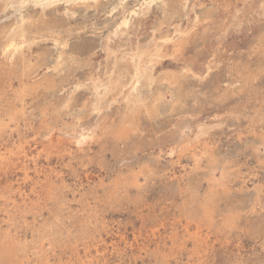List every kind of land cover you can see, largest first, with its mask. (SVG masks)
<instances>
[{"label": "rangeland", "instance_id": "rangeland-1", "mask_svg": "<svg viewBox=\"0 0 264 264\" xmlns=\"http://www.w3.org/2000/svg\"><path fill=\"white\" fill-rule=\"evenodd\" d=\"M6 1L0 152L13 153L0 163V233L13 237L17 264H264V0H158L148 11L144 0L29 5L15 58L2 50L19 17ZM133 8L126 35L109 41ZM150 39L166 57L149 66L153 84L144 80L139 94L146 105L160 95L158 114L144 112L139 129L116 141L109 132L127 110L128 86L98 101L94 87L112 75L105 47L122 44L121 55ZM58 52L68 55L60 70Z\"/></svg>", "mask_w": 264, "mask_h": 264}, {"label": "bare ground", "instance_id": "bare-ground-1", "mask_svg": "<svg viewBox=\"0 0 264 264\" xmlns=\"http://www.w3.org/2000/svg\"><path fill=\"white\" fill-rule=\"evenodd\" d=\"M99 0H10L9 2L6 1V8H3V9H10L12 12H14L13 14L16 15L18 14L19 17H18V22L10 29L9 31V34L8 31H7V35H9L7 38V40H5L4 42V45H2V50L4 51V54L6 56H8L9 58H13L17 53H19L23 48H24V45L26 43V38H25V34H27V32L25 33L24 30H23V24H25L26 21L24 19V10L27 9V7L30 5H33L35 7H38L39 9H41L42 11H46L48 8L52 7V6H55L59 3H64V4H67V5H70V6H83V7H86L87 9L91 7V3H93L94 5H96V2H98ZM123 2L125 0H122ZM122 1H119L120 3H116L117 6L114 5L113 8L110 9V13L113 14V12H115V10H119L118 8H121L123 7V4ZM139 1V0H137ZM155 1H158V0H144L143 3H142V6L140 8V10H142V8L144 7L146 10L148 8H150V6L155 2ZM161 1V0H160ZM140 2V1H139ZM187 2V0L185 1ZM137 4V3H136ZM4 6V7H5ZM138 6V5H137ZM140 6V5H139ZM186 6V5H185ZM264 7V6H263ZM29 8V7H28ZM136 8V7H135ZM68 9H71V8H68ZM72 10V9H71ZM137 10L138 9H126V10H122V12L120 13L119 15V18L116 19L114 22V24L112 25L113 28L111 29V32L108 36V40L111 41L109 38L110 36L111 37H115V36H118V35H121L123 36V34L126 35V32H127V29H128V26L130 24V20L131 18L136 15L137 13ZM68 11V10H67ZM148 11V10H147ZM109 12V11H108ZM118 12V11H117ZM120 12V11H119ZM11 13V12H10ZM66 13V12H65ZM70 14V12H68ZM109 13V14H110ZM73 13L71 12V15ZM68 15V14H67ZM73 16V15H72ZM112 16V15H111ZM114 16V15H113ZM137 16V15H136ZM197 18V17H196ZM195 18V21L193 23V26L194 24H197V20ZM29 19V18H27ZM110 19V18H109ZM34 20V19H32ZM15 22V21H14ZM13 24V23H12ZM11 25V24H10ZM28 25V24H27ZM26 25V26H27ZM39 25V24H38ZM43 25V24H42ZM25 26V27H26ZM31 26V25H30ZM111 26V27H112ZM39 27V26H38ZM27 28V27H26ZM110 28V27H109ZM29 29V28H28ZM34 29V27H33ZM196 28H194L195 30ZM39 30V29H38ZM184 30V29H183ZM191 30V29H190ZM193 30V31H194ZM26 31V30H25ZM187 31V30H186ZM33 32V31H32ZM36 33V32H35ZM174 33V31H173ZM179 33L180 37L179 39L176 41L177 43H175L174 45L177 47H175L178 51H180V49L182 50V46L186 43H188L189 41V37L187 35V32H177ZM176 33V34H177ZM4 34V33H3ZM170 34V33H169ZM31 35V34H30ZM29 35V36H30ZM124 35V36H125ZM186 35V36H185ZM189 35L190 34V31H189ZM193 35V33H192ZM27 36V35H26ZM28 36V38H29ZM120 36V37H121ZM154 36V35H153ZM157 36V35H156ZM160 37V36H159ZM172 37V36H171ZM175 37V36H173ZM191 37V36H190ZM6 38V36H5ZM32 38V37H31ZM126 38V37H125ZM161 38V37H160ZM158 39V36L157 38ZM156 39H150V41H146V43H143V44H138L137 46H135L133 49H124L125 50V53L123 52L121 55L118 54V52L116 50H118L120 48V46H122V44L119 46L118 49H115L110 46V43L108 42L106 44V51H107V55L108 57L112 58V62H113V65L111 67V74L109 76V79H108V82L105 84V85H102V83L100 84L101 86H99L98 84V87H94L96 89L94 90H98L99 92V89L102 88V94L101 96L98 98V101H101L102 98H104L107 94H109V92L113 91L114 90H118L117 94L119 95H122L123 92H122V89L123 87H127L128 86V91L127 93L124 95V101H127V110L125 111V114L123 115V119H122V122L119 123L120 125L116 126L113 130H111L109 132V134L112 136V138H114L116 141H121V140H124L126 138L129 137L130 133L132 132H135L139 129V124H140V121H141V115L145 112L146 113V116L148 115V117L150 118H154L155 116H157L158 114V107H157V102L160 101V95H157L154 96L153 98V102L151 105H146L148 103H145V100H143V98L140 97V94H139V89L141 88V85L143 84V81L146 80L147 83L146 84H153V81H154V78L151 77V75L149 74V66L151 68H153V63H157L159 61V59L163 56L162 54V47L159 46V43ZM177 39V38H176ZM33 40V39H32ZM31 40V41H32ZM161 40V39H160ZM170 38H166L162 44L165 45L166 43V46L168 45L167 43L169 42ZM174 40V39H173ZM126 41V40H125ZM171 42V41H170ZM29 43V42H28ZM55 43H58V41H56ZM113 43V42H112ZM27 45V44H26ZM173 45V46H174ZM56 46H63L61 45V43L59 44H56ZM28 47V46H27ZM123 47V46H122ZM58 48V47H57ZM117 48V47H116ZM167 48V47H166ZM175 48H173V50H175ZM25 49V48H24ZM122 49V48H121ZM1 50V51H2ZM123 50V51H124ZM168 50V49H167ZM176 50V51H177ZM61 51V50H60ZM105 51V52H106ZM119 51V50H118ZM175 52V51H174ZM59 53V52H58ZM164 53V52H163ZM179 53V52H177ZM181 53V51H180ZM176 54V53H175ZM19 55V54H17ZM70 55V54H69ZM68 56V55H67ZM67 56H63L62 54H58L56 60L55 61V69H59L63 63H64V57H67ZM181 56V55H180ZM70 57H74V56H70ZM166 57V56H164ZM164 57H162L164 59ZM7 58V57H5ZM15 58V57H14ZM67 60V58H65ZM69 59H72V58H69ZM162 59V60H163ZM12 60V59H11ZM10 60V61H11ZM108 60V59H107ZM196 61V60H195ZM69 62V61H68ZM11 63V62H10ZM110 64V63H108ZM112 64V63H111ZM158 64V63H157ZM193 64V63H192ZM195 64V63H194ZM156 65V64H155ZM187 65V64H185ZM193 66V65H192ZM118 67V68H117ZM156 67V66H155ZM154 67V68H155ZM220 67V66H218ZM115 68H117L119 71H117L116 75V79H112V76H113V71L115 70ZM187 69V68H186ZM234 69V68H233ZM60 70V69H59ZM189 70V69H188ZM110 71V70H109ZM236 71V70H235ZM182 72H183V69H182ZM181 72V73H182ZM105 73V72H104ZM108 73V72H107ZM180 73V72H179ZM186 73V72H185ZM189 73V71L187 72ZM240 73V72H239ZM237 74V73H236ZM109 75V74H108ZM129 75V76H128ZM165 75V74H164ZM181 75V74H180ZM189 75V74H188ZM196 75V74H195ZM104 76V75H103ZM125 76H128L129 79L126 83H122L120 82V79H122L123 77ZM233 76V75H232ZM254 76V75H253ZM175 76L174 75H171L169 77H166V80H170L171 81V84H179L178 83V80H181V78H174ZM188 77V76H187ZM243 77V76H242ZM95 78V77H94ZM93 78V79H94ZM183 78V77H182ZM185 78H186V74H185ZM236 78V77H235ZM92 79V80H93ZM184 79V78H183ZM252 79V78H251ZM256 79V78H254ZM242 80V78L240 79ZM249 80V79H248ZM106 81V80H105ZM104 81V82H105ZM251 81V80H250ZM169 82V81H168ZM233 82V81H232ZM242 82V81H241ZM247 83V81H246ZM25 84V83H24ZM97 84V83H96ZM245 84V83H244ZM10 85V84H9ZM12 85V84H11ZM94 86V85H93ZM120 86V88L118 87ZM217 86V85H216ZM23 87V86H22ZM54 87V86H53ZM149 87V86H148ZM180 87V86H179ZM234 87V86H233ZM247 87V86H246ZM38 88V87H37ZM231 88V87H230ZM150 89V88H148ZM182 89V87H181ZM234 89V88H233ZM184 90V89H183ZM215 90V89H214ZM154 91V90H153ZM236 91V90H234ZM232 91V92H234ZM97 92V91H96ZM95 92V93H96ZM97 92V93H98ZM158 92V91H157ZM181 92V90H180ZM179 92V93H180ZM34 93V92H33ZM37 93V92H35ZM182 93V92H181ZM19 94L22 95V98H24L27 94V88L24 87L21 91V93L19 92ZM142 94V92H141ZM223 94V93H222ZM229 94V93H227ZM32 95V94H31ZM96 95V94H95ZM143 95V94H142ZM146 95V93H145ZM183 95V93H182ZM212 95V94H211ZM27 96V95H26ZM148 96V95H147ZM150 96V95H149ZM219 96V94H218ZM226 96V94H225ZM223 96V99L224 97ZM28 97V96H27ZM26 97V98H27ZM107 97V96H106ZM222 97V96H221ZM25 98V99H26ZM184 100V99H183ZM97 101V104H95L97 107L95 110L99 111L100 109V102ZM177 103H181V98L178 99ZM23 112V110H22ZM21 112V114H22ZM3 124V123H2ZM1 132V131H0ZM90 139V138H89ZM88 140V136H85L84 134H80L77 139H76V142L75 144L77 145H82L84 143H86V141ZM55 144V143H54ZM58 144V143H56ZM58 146V145H57ZM56 146V147H57ZM58 148V147H57ZM60 148V147H59ZM19 154H20V157L19 158H24V159H28V155H27V152L25 151V149L23 147H19ZM12 153L13 151H6L5 153H2L0 152V163H4V162H9L11 159H12ZM197 160V159H196ZM2 161V162H1ZM2 165V164H1ZM5 165V164H4ZM8 166V165H7ZM6 166V168H7ZM24 172H25V179L28 180L30 178L29 176V173H28V169L25 168L24 169ZM39 174V173H38ZM42 174V173H41ZM40 174V175H41ZM47 178V177H46ZM44 179V178H43ZM11 181V180H10ZM29 181V180H28ZM45 181V180H44ZM51 181V179H50ZM127 184V182H126ZM139 184V183H138ZM125 185V184H124ZM139 186V185H138ZM34 190V189H33ZM18 192V191H17ZM15 192V194L17 193ZM5 193V192H4ZM2 195V194H1ZM9 196V195H8ZM18 196V195H17ZM23 196V194H22ZM4 198V197H3ZM8 198V197H7ZM13 198V197H12ZM25 198V197H24ZM27 198V196H26ZM9 199V198H8ZM25 201V200H24ZM10 202V201H9ZM14 203V202H13ZM24 203V202H23ZM16 205V204H15ZM1 208V206H0ZM5 209V208H4ZM1 210V209H0ZM5 212V211H4ZM0 214H1V211H0ZM12 217V216H11ZM2 221V220H1ZM2 223V222H1ZM7 223V222H6ZM222 226V225H221ZM1 228V227H0ZM3 229V228H2ZM11 229V227H10ZM3 231V230H1ZM157 235V234H156ZM15 236V235H14ZM17 237V236H16ZM174 246V245H173ZM18 248V247H17ZM17 248H16V244L13 240V237L10 236L8 233H0V264H17ZM33 250V249H32ZM75 252V251H74ZM74 254V253H73ZM76 255V254H75ZM79 255V254H78ZM76 257V256H75ZM78 258V257H77ZM22 259V258H21ZM20 259V260H21ZM38 259V258H37ZM48 259V258H46ZM76 259V258H75ZM68 260V259H67ZM105 260V259H104ZM23 261V260H22ZM35 263V262H33ZM38 263V262H37ZM49 263V262H48ZM47 263V264H48ZM77 263V262H76ZM40 264V262H39ZM59 264V263H58Z\"/></svg>", "mask_w": 264, "mask_h": 264}]
</instances>
